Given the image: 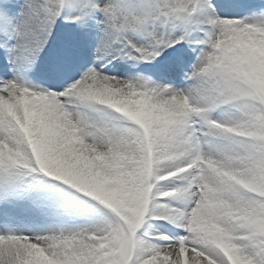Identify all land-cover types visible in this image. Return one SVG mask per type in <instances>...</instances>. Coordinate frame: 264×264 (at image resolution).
<instances>
[{
  "label": "snow or ice",
  "instance_id": "6c2138e0",
  "mask_svg": "<svg viewBox=\"0 0 264 264\" xmlns=\"http://www.w3.org/2000/svg\"><path fill=\"white\" fill-rule=\"evenodd\" d=\"M0 264H264V0H0Z\"/></svg>",
  "mask_w": 264,
  "mask_h": 264
}]
</instances>
